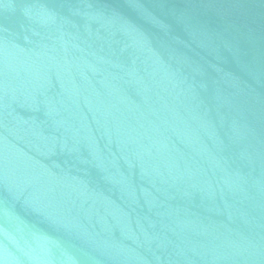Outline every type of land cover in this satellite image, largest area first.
Listing matches in <instances>:
<instances>
[{"label": "water", "instance_id": "obj_1", "mask_svg": "<svg viewBox=\"0 0 264 264\" xmlns=\"http://www.w3.org/2000/svg\"><path fill=\"white\" fill-rule=\"evenodd\" d=\"M0 264H264V0H0Z\"/></svg>", "mask_w": 264, "mask_h": 264}]
</instances>
